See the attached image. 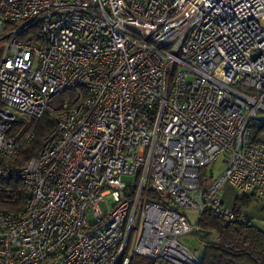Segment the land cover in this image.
<instances>
[{
	"label": "built area",
	"instance_id": "1",
	"mask_svg": "<svg viewBox=\"0 0 264 264\" xmlns=\"http://www.w3.org/2000/svg\"><path fill=\"white\" fill-rule=\"evenodd\" d=\"M0 41V264H197L205 207L252 220L225 186L264 214V0H0Z\"/></svg>",
	"mask_w": 264,
	"mask_h": 264
},
{
	"label": "trees",
	"instance_id": "2",
	"mask_svg": "<svg viewBox=\"0 0 264 264\" xmlns=\"http://www.w3.org/2000/svg\"><path fill=\"white\" fill-rule=\"evenodd\" d=\"M54 123L47 114L33 119L29 129L33 131L32 140L26 144L17 156V164L24 162L38 153L44 136L53 128ZM264 135V124L255 133L259 138ZM214 173L201 169V183L213 178ZM151 201L166 204L159 194L151 193ZM26 197L23 183L16 179H8L0 190V205L14 211L21 209ZM255 194L236 196L233 207L242 211L253 205ZM197 240L201 245L197 264H264V225L250 219L245 221L225 220L216 214L211 207H205L198 218L196 230ZM155 259L134 256L130 264H160Z\"/></svg>",
	"mask_w": 264,
	"mask_h": 264
},
{
	"label": "rangeland",
	"instance_id": "3",
	"mask_svg": "<svg viewBox=\"0 0 264 264\" xmlns=\"http://www.w3.org/2000/svg\"><path fill=\"white\" fill-rule=\"evenodd\" d=\"M4 48H5L4 42H1L0 41V56L3 54ZM223 166H224L223 165V161H221L220 159H218V160L212 162L210 165H208L206 167V171L207 172H210L211 171L212 173H214L215 176H217V175H219L223 171V168H224ZM123 179L126 180L127 178L124 177ZM222 193H223V196H225V202H224V204L226 206L231 207L233 205V203H234L235 197L238 195V192L237 191H234V192H232L229 195V194H227L228 192H227V190L225 188ZM99 207H100V209L102 211H105L106 210V205H105L104 202H100L99 203ZM254 208H256L254 205H251L249 207V209H254ZM187 213L189 215H192V212H188L187 211ZM179 240H180V242L182 244H184L185 246H187L190 249H193V250L194 249H197L198 252L201 250V245H200V243L197 240V233L195 231H190L188 233H185V234L180 235L179 236Z\"/></svg>",
	"mask_w": 264,
	"mask_h": 264
},
{
	"label": "crops",
	"instance_id": "4",
	"mask_svg": "<svg viewBox=\"0 0 264 264\" xmlns=\"http://www.w3.org/2000/svg\"><path fill=\"white\" fill-rule=\"evenodd\" d=\"M225 188L228 192L227 194L229 195L235 191L231 186H228V185L225 186ZM223 198L225 200V196H223ZM244 212L248 213L252 217V221L264 225V214H262L257 208H254V209L247 208V209H244Z\"/></svg>",
	"mask_w": 264,
	"mask_h": 264
}]
</instances>
